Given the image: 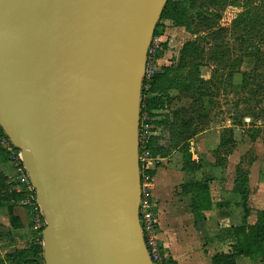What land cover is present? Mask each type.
<instances>
[{
  "label": "water",
  "instance_id": "water-1",
  "mask_svg": "<svg viewBox=\"0 0 264 264\" xmlns=\"http://www.w3.org/2000/svg\"><path fill=\"white\" fill-rule=\"evenodd\" d=\"M169 0H0V127L45 219L40 264H153L140 120Z\"/></svg>",
  "mask_w": 264,
  "mask_h": 264
},
{
  "label": "rangeland",
  "instance_id": "rangeland-1",
  "mask_svg": "<svg viewBox=\"0 0 264 264\" xmlns=\"http://www.w3.org/2000/svg\"><path fill=\"white\" fill-rule=\"evenodd\" d=\"M179 1H184V26L170 20L161 22L160 36L164 43L161 58L168 70L160 82L162 92L158 96L162 107L154 113V118L145 111L148 135L155 138V145L163 154L175 144L178 148L186 144L188 150L198 153L191 140H175L183 121L192 120V128L187 133H194L192 139L207 130L216 135L199 156L201 166L207 170L202 184L211 187L216 202H229L231 214L240 222V217H246L247 213L242 206L243 195L247 196L249 213L252 210V215H259L264 211V41L261 43L259 37L241 39V32L231 29L232 21L243 10L240 7L222 8L211 0ZM255 6L264 15V0ZM200 12H203L201 17ZM216 12L222 14L221 19L211 16ZM221 27L229 31L218 32ZM188 43L196 44L199 49L198 56H188L186 61L198 64L194 79L196 86L203 85L200 92L185 93L175 88L176 81L193 71L191 65L178 69L180 52ZM255 48L263 54L260 62L254 57ZM232 146L233 153L226 155ZM149 152L155 161L161 155ZM13 192L16 185L0 171V264H23L24 261L32 264L23 250H30L29 256L35 260L42 257V235L31 229L30 239L26 241L22 238L23 232L12 227L9 209L13 205L7 197ZM235 203L239 206L234 207ZM224 243H211L209 255L228 252L230 245ZM38 261L40 264L41 259ZM238 264H261V260L242 259Z\"/></svg>",
  "mask_w": 264,
  "mask_h": 264
},
{
  "label": "crops",
  "instance_id": "crops-1",
  "mask_svg": "<svg viewBox=\"0 0 264 264\" xmlns=\"http://www.w3.org/2000/svg\"><path fill=\"white\" fill-rule=\"evenodd\" d=\"M210 133L207 130L195 135L194 139L191 137L187 140H191L198 152L188 150L191 160L197 165L192 170H184V153L178 147H170L164 155H160L152 170V195L158 207L160 221L159 240L169 264H213L212 255L207 251L209 245L219 241L233 245L235 238L232 228L254 225L259 218L257 213L252 215L251 210L248 216L240 217L239 222L231 214L229 202H216L211 187L202 184L207 170L201 166L199 156L209 145L211 137L216 136ZM0 171L13 184L15 173L10 158L0 162ZM195 185L200 186L195 188ZM16 192L22 194L23 198L19 202L11 201V211L22 226L16 230H21L22 238L27 241L31 235L32 217L24 204L26 196L22 189L16 186ZM236 205L239 206L235 203L234 207ZM242 259L252 260L248 257H237V264Z\"/></svg>",
  "mask_w": 264,
  "mask_h": 264
},
{
  "label": "trees",
  "instance_id": "trees-1",
  "mask_svg": "<svg viewBox=\"0 0 264 264\" xmlns=\"http://www.w3.org/2000/svg\"><path fill=\"white\" fill-rule=\"evenodd\" d=\"M242 0H211L213 3H217V5L220 4L222 8L226 6L230 7H240L242 8V12H240L232 21L231 29L235 31H240L241 36H239L241 39H244L245 37L248 38H254L259 37L260 42L262 43L264 41V22L263 17L264 15H260L259 12H257L258 8L255 6V3L261 0H243V2L240 4ZM184 1H174L169 0L160 19V22L156 28L155 36L160 35V28L162 27L161 22L170 20L173 21L177 26H184V15H183V7ZM203 12H200L198 15L199 17L202 16ZM211 16L221 19L222 14L220 12H216V14H211ZM212 24H208V27H211ZM229 31L228 28H218V32L220 33H227ZM166 47V46H165ZM256 49V55L254 57H257V61L260 62V58H262L263 54L260 52V49ZM198 46L193 43H188L183 50L180 52V58H179V66L178 69L182 70L184 67H187L188 65H191L193 68V71H191L188 74V77H181L180 81L175 82V88L176 90L180 92L185 93H194V92H200L203 90V85L196 86V79H194L195 73L198 71V64H195V62H187L186 58L188 56L197 55L198 52ZM168 70L166 66L163 67L160 74H157L150 82V88L149 90H146L144 87L142 89V102H141V115L147 111L150 118H154V113L158 111L162 106L160 104V98L159 94L162 92V88L160 85L161 80L164 78V71ZM198 102V100H196ZM144 122H141V125ZM146 123L149 124L148 121ZM192 128V120L189 121H183L182 125H180L178 132L175 135V140L182 138L185 140L190 139V137L194 134L187 135L188 131H190ZM1 129V128H0ZM0 136H5L3 130L1 129ZM256 137H252V140H255ZM223 146V145H222ZM221 146V147H222ZM147 149L150 150L154 156L157 155H164L161 153V150L158 149V147L155 145V138L151 137L149 142L147 143ZM177 144L174 145V148H177ZM186 144L181 147V150H183L184 153V170L190 171L192 168L195 167V162L191 160V154L188 151V148L186 147ZM224 147V146H223ZM233 147V146H232ZM230 148L226 155H230L234 151V147ZM10 153L6 152V150L2 149L0 147V162L7 159L9 160ZM223 165V164H221ZM149 174L153 176L154 172L151 170L149 171ZM200 186V185H199ZM199 186L195 185V188H198ZM202 187V184H201ZM193 191V190H192ZM202 191H204V188H202ZM23 198V195L17 192H13L9 198L7 197V200L9 199V202L15 201L19 202ZM242 206L245 207L247 210L246 216L249 214V210L247 207V196H242ZM194 208V204H193ZM10 215L9 218L11 219V225L14 229L21 228V224L19 222V219L16 218L12 214V206L10 207ZM232 232L235 238V243L233 245L229 246L228 252H222V253H216L212 255V262L213 264H236V258L237 257H248L252 259H260L261 264H264V211H262L259 214V218L256 224L254 225H242L232 228ZM24 256L28 258L32 264H37V261L39 259L42 260V257L40 256L38 260H35L34 257H30V250H23ZM41 254H43V249L41 245ZM25 258V259H26ZM24 259V260H25ZM39 262V261H38ZM23 264H27L24 263ZM166 264L168 263V260H166Z\"/></svg>",
  "mask_w": 264,
  "mask_h": 264
},
{
  "label": "built area",
  "instance_id": "built-area-1",
  "mask_svg": "<svg viewBox=\"0 0 264 264\" xmlns=\"http://www.w3.org/2000/svg\"><path fill=\"white\" fill-rule=\"evenodd\" d=\"M161 36L152 38L148 49L143 87L146 90L150 88V82L157 74H160L163 67L166 66L161 58L164 49V43ZM146 112L141 115L140 120V175H141V199L139 206V222L145 245L153 264H166L167 258L163 246L159 240L160 221L157 204L152 195V176L149 171L153 170L155 160L152 158L147 143L151 136L148 135ZM141 122L142 123L141 125ZM0 146L10 153V162L14 170L13 183L22 189L25 194L24 204L28 207L32 217V229L42 235L46 225L43 212L36 201V190L30 182L29 176L25 170L20 151L13 146L9 138L0 136ZM147 171V172H146ZM42 238V236H41Z\"/></svg>",
  "mask_w": 264,
  "mask_h": 264
}]
</instances>
